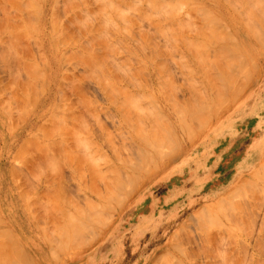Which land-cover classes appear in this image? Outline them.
I'll use <instances>...</instances> for the list:
<instances>
[{
  "label": "rangeland",
  "instance_id": "1",
  "mask_svg": "<svg viewBox=\"0 0 264 264\" xmlns=\"http://www.w3.org/2000/svg\"><path fill=\"white\" fill-rule=\"evenodd\" d=\"M243 2L0 0V264H264V158L180 196L222 123L218 147L264 155V0Z\"/></svg>",
  "mask_w": 264,
  "mask_h": 264
},
{
  "label": "crops",
  "instance_id": "2",
  "mask_svg": "<svg viewBox=\"0 0 264 264\" xmlns=\"http://www.w3.org/2000/svg\"><path fill=\"white\" fill-rule=\"evenodd\" d=\"M233 129L234 127L227 123L220 124L214 131L205 137L200 145L192 150L188 157L190 159L186 158V160L182 162L180 167L181 171L184 166L188 164L187 162L192 159L191 162L195 167L196 175L192 181V186L197 192L189 193L188 188L182 192L180 195L181 197L191 199L201 197L205 198L207 202H211L212 199L216 198L220 199L228 195L232 190V188H226L227 183L243 178L246 174L255 170L260 160L264 158V155H260L257 149H251L246 154L245 151L242 154H238L237 151H233L232 147H218L221 138H224L227 132L233 131ZM238 157L239 159L242 158L239 162ZM1 165L0 195L3 196L2 192L5 191L6 188L4 185L5 173ZM211 186L215 187V189L209 191V187ZM174 194L175 193H173L172 196H174ZM151 224L152 221L145 222V229H150Z\"/></svg>",
  "mask_w": 264,
  "mask_h": 264
},
{
  "label": "bare ground",
  "instance_id": "3",
  "mask_svg": "<svg viewBox=\"0 0 264 264\" xmlns=\"http://www.w3.org/2000/svg\"><path fill=\"white\" fill-rule=\"evenodd\" d=\"M147 1H149V0H147ZM184 1H185V0H184ZM233 1H234V0H233ZM240 1H241V0H240ZM242 1H244V2H243L244 4L247 3V4L249 5V3H250L249 0H248V2H247L246 0H242ZM250 1H251V0H250ZM161 2H162V0H161ZM163 2H164V1H163ZM254 2H255V1H254ZM257 2H258V1H257ZM251 3H252V2H251ZM168 4H169V2H168ZM254 4H255V3H254ZM262 4H264V2H263ZM240 5H241V4H240ZM248 5H246V6H244V7L247 8ZM252 5H253V4H251V7H252ZM161 6H162V5H161ZM238 6H239V5H238ZM255 6H256V4H255ZM255 6H254V7H255ZM258 6H260V5L258 4ZM258 6H257V7H258ZM261 7H262V6H261ZM163 8H165V7H163ZM163 8H162V9H163ZM247 9L249 10V12H248V13L246 12L245 15L252 16L251 13H254V15H255L256 13L258 14V12H256L255 9H254V10H255V11H254L253 8H252V10H251V8H247ZM262 10H263V9H262ZM262 10L257 9V11H261V13H263ZM251 11H253V12H251ZM168 12H170L169 9H168ZM250 12H251V13H250ZM170 13H171V12H170ZM208 13H209V12H208ZM249 13H250V15H249ZM259 13H260V12H259ZM261 13H260V14H261ZM160 14H161V13H160ZM171 14H174V12H172ZM168 15H169V14H168ZM208 15H210V13H209ZM161 16H162V14H161ZM255 16L259 17L258 15H255ZM167 17H170V18H171L172 16H167ZM263 17H264V16H263ZM263 17H261L263 20L260 18L261 21H262L261 24L264 23V18H263ZM253 18H254V17H253ZM242 19H243V18H242ZM255 19H256V18H255ZM260 19L258 18V23H259V20H260ZM219 20H220V19H219ZM251 20H254V19H251ZM211 21H212V20H211ZM255 21H256V20H255ZM258 23H257V24H258ZM244 24H245V26H246V23H244ZM247 25H249L248 22H247ZM250 25H251V24H250ZM251 26H252V25H251ZM251 26H250V27L248 26V27H249V30H251L252 27H253V26H256V25H253L252 27H251ZM257 26H258V25H257ZM207 28H208V27H207ZM250 28H251V29H250ZM254 28H257V27H254ZM262 28H263V26H262ZM212 29H213V28H212ZM222 29H223V28H222ZM226 29H228V28H226ZM226 29L224 30L225 33H224L223 31H221L223 34L220 33V32H217V33H219L218 36H219L220 34L224 36V35L227 33V30H226ZM252 30H253L254 33H255V29H252ZM252 30H251V31H252ZM256 30H257V29H256ZM213 31H215V33H216V30H215V29H213ZM253 31H252V32H253ZM257 31H258V30H257ZM258 32H259V31H258ZM215 33H214V34H215ZM254 33H253V34H254ZM261 33H262V32H261ZM229 35H230V34H229ZM254 35H255V34H254ZM258 35H260V34H258ZM218 36H217V37H218ZM249 36H250V35H249ZM255 36H256V35H255ZM221 37H222V36H221ZM226 37H228V36L226 35V36H224L222 39H224V38H226ZM229 37L234 38V37H232V36H229ZM218 38H219V37H218ZM254 38H255V37H254ZM222 39H221V41H222ZM227 39L230 41L229 38H227ZM234 39H235V38H234ZM219 40H220V39H219ZM224 40H225V39H224ZM217 41H218V40H217ZM235 41H236V40H234V42H235ZM222 42H224V41H222ZM230 42H231V41H230ZM234 42H233V43H234ZM233 45H234V44H233ZM213 46H214V45H213ZM235 46H236V45H235ZM263 47H264V46H263ZM236 48H237V47H236ZM222 49H224V48H222ZM222 49H221V50H222ZM231 49H232V47H231ZM216 50H217V49H216ZM218 50H219V49H218ZM218 50H217V52H218ZM221 50H220V51H221ZM225 50L227 51V50H229V48H228V49H225ZM225 50H223V52H224ZM212 51H213V50H212ZM220 51H219V52H220ZM238 51H239V50L236 49V52H237V53H238ZM213 52H214V51H213ZM217 52H216V53H217ZM221 52H222V51H221ZM223 52H222V53H223ZM242 52H243V51H242ZM222 53H221V54H222ZM218 54H220V53H218ZM221 54H220V56L222 57ZM226 54H227V52H226ZM232 54L234 55L235 53H232ZM245 54H246V53H245ZM240 55H241V54H240ZM234 56H235V55H234ZM247 56H248V55H247ZM231 57H232V55H231ZM239 57H240L239 55H238V57H237V56L235 57V59H239V60H237V62H243L242 59H241V57H240V58H239ZM242 57H243V56H242ZM217 58H218V57H216V59H217ZM248 58H249V57H248ZM219 60H220V59H219ZM219 60H218V61H219ZM240 60H241V61H240ZM251 60H252V59H251ZM223 62H226V63L228 64V61H226L225 58H224V61H223ZM251 62H252V61H251ZM218 63H219V62H218ZM226 63H225V65H226ZM233 63H234V65H237V63L235 64V61H234ZM242 64H243V63H242ZM247 64H248V63H247ZM218 65H219V64H218ZM218 65H217V66H218ZM220 65H221V63H220ZM223 65H224V64H223ZM223 65H222V67H223ZM238 65H239V63H238ZM238 65L235 66V68H239ZM240 66H241V64H240ZM243 66L245 67L246 65H243ZM243 66H241V67H243ZM219 67H220V66H219ZM222 67H220V68L222 69ZM241 67H240V68H241ZM247 68H248V67H247ZM225 69L227 70L226 67H225ZM229 69H230V68H229ZM212 70H213V69H212ZM233 70H234V69H232L231 71L233 72ZM215 71H216V70H215ZM236 71H237V70H236ZM221 72L223 73V70H222ZM221 72H220V73H221ZM233 73H236V72H233ZM237 74H238V73H237ZM239 74H240V73H239ZM243 74H244V73H243ZM215 75H216V74H215ZM218 75H220V74L218 73ZM225 75H226V74H225ZM234 75H236V74H234ZM241 75H242V74H241ZM220 76H222V74H221ZM220 76H219V77H220ZM223 76H224V75H223ZM245 76H246V75H245ZM212 79H213V78H212ZM214 79H215V77H214ZM216 79H217V77H216ZM216 79H215V80H216ZM220 79L222 80L223 78L221 77ZM222 82H224V81H222ZM225 82H226V81H225ZM229 84H230V83H229ZM219 86H220V84H219ZM220 87H222V86H220ZM212 88H214V87H212ZM222 88H223V87H222ZM224 89H225V88H224ZM219 90H220V89H219ZM223 91H224V90H223ZM220 92H221V90H220ZM211 93H212V92H211ZM220 95H221V94H220ZM235 95H236V94H235ZM208 107H209V106H208ZM208 107H207V108H208ZM205 109H206V108H205ZM171 129H172V128H171ZM173 131H174V130H173ZM154 135L156 136V133H154ZM152 137H153V136H152ZM156 138H158V137H156ZM141 152H142V151H141ZM147 152H148V151H147ZM131 154H132V152H131ZM140 157H141V156H139V158H140ZM140 159H141V158H140ZM129 160H130V159H129ZM129 160H128V161H129ZM143 160H144V159H143ZM128 161H127V164H128ZM129 162H130V163H133V162H131V160H130ZM120 163H121V162H120ZM140 163H141V161H140ZM133 164H134V163H133ZM125 165H126V161H125ZM131 166H132V164L129 165V167H131ZM114 167H115V166H114ZM99 169H100V168H99ZM256 170H257V169H256ZM97 172H98V171H97ZM104 172H105V170H104L102 173H104ZM118 172H119V171H118ZM118 172H117V173H118ZM100 173H101V171H99V174H100ZM115 173H116V172H115ZM117 173H116V174H117ZM110 174H111V173H110ZM101 175H102V174H100V176H101ZM104 175H105V174H104ZM113 175H114V174H112V177H113ZM120 175H121V174H120ZM122 175H123V174H122ZM95 176H96V175H95ZM98 176H99V175H98ZM98 176H97V177H98ZM100 176H99V177H100ZM115 176L118 177V174L115 175ZM102 177H104V176H101L100 178H102ZM110 177H111V176H110ZM119 177H120V176H119ZM121 179H122V178H121ZM116 180H117L116 183H119L118 179H116ZM114 181H115V180H114ZM110 182L113 184V181L110 180ZM116 183H115V184H116ZM117 185H118V184H117ZM109 187H110V186H109ZM109 187H108V188H109ZM113 187H117V186L115 185V186H113ZM110 188H112V187H110ZM110 188H109V189H110ZM109 189H108V190H109ZM114 189H118V188H113V190H114ZM121 190H123V188H122ZM121 190H120V191H121ZM232 190H233V189H232ZM109 191H111V190H109ZM112 192H113V191H111L110 194H111ZM107 193H109V192H107ZM113 193H114V192H113ZM125 193H126V192H125ZM131 194H132V193H131ZM229 194H230V193H229ZM232 194H233V193H232ZM108 195H109V194H108ZM112 195H114V194H112ZM104 196H105V195H104ZM97 197H98V196H97ZM108 197H109V196H108ZM128 197H129V195H128ZM99 198H100V197H99ZM109 198H110V197H109ZM107 199H108V198H107ZM108 200H109V199H108ZM115 200H116V198H115ZM119 201H120V200H119ZM114 202H115V201H114ZM118 203H119V202H118ZM109 204H110V203H109ZM117 205H118V204H117ZM117 205H116V206H117ZM122 205H123V204H122ZM111 206H112V205H111ZM120 206H121V204H120ZM109 207H110V206H109ZM121 207H122V206H121ZM118 208H120V207H118ZM105 209H106V208H105ZM105 209H104V210H105ZM80 218H81V217H80ZM82 220H83V219H82ZM108 221H109V220H108ZM109 222H110V221H109ZM106 228H107V225H106ZM13 242H14V241H13ZM0 244H1V243H0ZM2 244H4V243H2ZM5 244H7V243H5ZM65 244H67V243H65ZM65 244H64V245H65ZM61 245H62V244H61ZM61 245H60V246H61ZM3 246H4V245H3ZM7 246H9L8 248H10V245H7ZM16 246H17V245H16ZM62 246H63V245H62ZM62 246H61V248H62V252H63V248H66V245H65V247H62ZM67 246H68V245H67ZM13 247H14V246H13ZM5 248L8 249L7 247H5ZM5 248H4V249H5ZM11 248H12V247H11ZM12 249H13V248H12ZM18 249H19V248H18ZM18 249H16V250H18ZM20 249H21V248H20ZM1 250H2V251H0L1 254H2V252H3V254L5 253V255H6V253H8L7 251H3L2 248H1ZM60 250H61V249H60ZM14 251H15V250H14ZM14 251H13V252H14ZM21 251H23V250L21 249L19 253H21ZM15 252H16V251H15ZM23 252H24V251H23ZM60 252H61V251H60ZM1 254H0V256H1ZM16 254H17V253H16ZM56 254H57V253H55V255H56ZM10 255H11V254H10ZM57 255H58V254H57ZM16 257H17V256H16ZM19 257H20V254H19ZM19 257H18L17 259L22 258V257H20V258H19ZM23 257H24V256H23ZM24 258H27V257H24ZM30 258H31V257H30ZM6 259H7V257H6ZM10 260H11V259H10ZM12 260H13V259H12ZM14 261H15V260H13L12 263H15V262H16V261H15V262H14ZM18 261H19V260H18ZM22 261L25 262L26 260H25V261L22 260ZM22 261H21V262H22ZM23 262H22V263H23ZM27 262H28V261H26V263H27ZM10 263H11V262H10ZM12 263H11V264H12ZM31 264H32V263H31Z\"/></svg>",
  "mask_w": 264,
  "mask_h": 264
}]
</instances>
